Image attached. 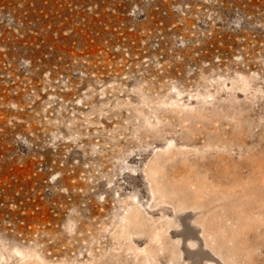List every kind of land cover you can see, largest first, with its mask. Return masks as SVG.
Returning a JSON list of instances; mask_svg holds the SVG:
<instances>
[{
	"label": "rangeland",
	"instance_id": "obj_1",
	"mask_svg": "<svg viewBox=\"0 0 264 264\" xmlns=\"http://www.w3.org/2000/svg\"><path fill=\"white\" fill-rule=\"evenodd\" d=\"M0 264H264V0H0Z\"/></svg>",
	"mask_w": 264,
	"mask_h": 264
},
{
	"label": "water",
	"instance_id": "obj_2",
	"mask_svg": "<svg viewBox=\"0 0 264 264\" xmlns=\"http://www.w3.org/2000/svg\"><path fill=\"white\" fill-rule=\"evenodd\" d=\"M177 222L179 223V233L178 238H180L181 241V250L185 256H189V258L192 261L195 260H201L203 258V249L205 250V247L203 246V241H201V238L194 239L191 232L195 226H193V223L190 220H187L186 217H177ZM200 232H197V237H199ZM194 240L196 242V245L192 248H186L188 251L185 250V245H187V240ZM212 255V254H211ZM212 257H214L212 255ZM215 258V257H214Z\"/></svg>",
	"mask_w": 264,
	"mask_h": 264
}]
</instances>
